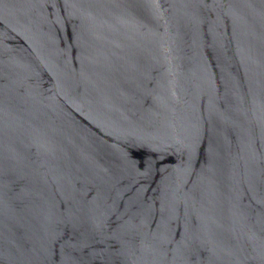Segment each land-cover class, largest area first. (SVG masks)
Here are the masks:
<instances>
[{
	"label": "water",
	"instance_id": "obj_1",
	"mask_svg": "<svg viewBox=\"0 0 264 264\" xmlns=\"http://www.w3.org/2000/svg\"><path fill=\"white\" fill-rule=\"evenodd\" d=\"M0 264H264V0H0Z\"/></svg>",
	"mask_w": 264,
	"mask_h": 264
}]
</instances>
